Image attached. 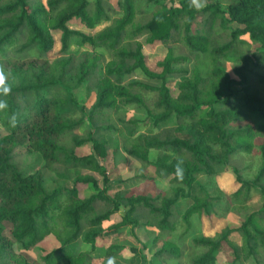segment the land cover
<instances>
[{
	"label": "trees",
	"instance_id": "16d2710c",
	"mask_svg": "<svg viewBox=\"0 0 264 264\" xmlns=\"http://www.w3.org/2000/svg\"><path fill=\"white\" fill-rule=\"evenodd\" d=\"M222 6L0 0V67L11 86L10 94H0L6 102L0 109V264H30L16 243L29 251L51 234L60 245L44 252V264H218L220 254L233 264H264V0ZM74 20L95 32L71 28ZM54 31L61 32L63 56L51 60ZM141 36L165 48L155 69ZM74 44L87 48L72 54ZM224 61L236 63L237 78ZM170 78L178 79L176 96ZM128 107L145 110V117L128 119ZM171 119L175 125L162 128ZM109 135L122 138L128 156L169 178L173 196L152 188L108 195L112 183L100 159L108 155ZM85 144L92 152L78 154ZM22 149L41 156L45 168L22 165ZM152 150L158 152L154 158ZM46 168L62 178L73 171V185L49 189ZM228 170L238 188L227 195L213 181ZM81 185L96 193L82 197ZM254 195L262 199L259 209L248 205ZM122 207V221L104 227ZM231 211L243 215L239 226L192 238L195 216ZM137 224L158 230L154 257L160 263L132 243L108 244L100 260L79 249L83 242L95 252L98 240Z\"/></svg>",
	"mask_w": 264,
	"mask_h": 264
},
{
	"label": "rangeland",
	"instance_id": "374dc122",
	"mask_svg": "<svg viewBox=\"0 0 264 264\" xmlns=\"http://www.w3.org/2000/svg\"><path fill=\"white\" fill-rule=\"evenodd\" d=\"M46 2L47 0H43ZM93 1V0H91ZM114 4L117 3L118 0H111ZM167 4H171L172 2L174 4H179V0H162ZM213 2V1H220L223 6H226L229 3V0H195L197 4L201 3H207V2ZM222 6V7H223ZM153 9H156L157 7H153ZM106 25L108 23H105ZM70 27L73 29H77L89 34H93L95 30L91 31L88 28H86L80 20H74L70 23ZM101 26H98L96 29H100ZM54 37V47L50 51L49 56L50 59H56L60 56H63L60 54L61 49V32L60 31H54L53 32ZM243 39L247 40L250 43V47L252 50H255L258 46L257 44L253 43L248 35H245L242 37ZM140 41L144 42V53L147 56V63L148 65L155 69L156 63L163 59L165 57V48L164 46L157 42V43H146V40L143 36L140 37ZM87 48V46H78L76 44L72 45L70 47V53L80 54L82 51H84ZM107 58L109 59V55H107ZM223 65L225 68L232 74V76L236 77L234 73V68L236 66V63L233 61H224ZM138 76H131L129 80L132 79H138ZM177 78H170L169 84L171 87V92L174 96L178 94V88H177ZM237 87V86H236ZM237 90L241 92V89L237 87ZM124 92L123 88H118V93ZM94 94L92 96L87 97L86 103L88 105H91L94 100ZM124 115L128 119L132 118H139L142 119L145 117L146 112L143 109H140L138 107H128L126 109ZM175 125V119H171L168 123L163 124L162 128H171ZM84 130V127L81 131ZM145 129L141 128L138 130V132H144ZM159 130V129H156ZM79 131V133L81 132ZM0 133L5 134V131L3 127L0 124ZM110 139L109 143V150L108 155L105 159H100L103 164L107 167L108 174L111 180V189L108 190V195L111 197L114 196L116 191L124 190V192H142L145 189L152 188L154 190H157L158 193H161L162 195H165L167 197L173 196V191L171 190V183L169 178H162L158 176L154 169L152 167H145L143 166L139 161L135 160L134 158L128 156L124 150L121 148L120 143L122 142V138L118 135H109ZM92 147L90 144H85L78 148L77 152L78 154H87L92 152ZM19 156L17 158L18 161L22 163V165L30 164L34 169L37 168H45V161L41 156L37 157V155H29L25 150H20L18 152ZM158 152L156 150H152L150 153L151 157H156ZM46 171V177L47 185L49 189H52L56 186H65V187H71L73 185V180L75 178V174L73 171H67V176L65 178H62L55 174L50 169H45ZM94 175L99 178L102 181V178L99 174L94 173ZM144 176L150 177L151 179L145 180ZM201 181L206 182L207 177L204 174H199L197 176ZM102 184V183H101ZM213 185L216 186V188L220 189L225 194H231L234 190L238 188V184L236 183V176L231 171L228 170L224 172L223 174L219 175L214 181ZM96 193V190L91 185H81L80 186V195L82 197H89L90 195ZM248 205L251 206L253 209H259L262 205V199L259 195H254L253 198L248 202ZM125 208L122 207L121 210L114 215L113 219L110 221L105 222L104 227H107L111 224L117 223L122 221L124 216ZM243 215L231 211L228 212L224 217H218L215 215L207 216L203 215L201 218L195 216L193 218V225H192V232L194 235L192 238H201L204 236H212L216 232L221 231L226 226H232L237 227L239 224L243 221ZM158 230L153 227H146L142 224H137L134 227L132 226H126L124 227L120 233L110 235L106 237L105 239H101L97 241V249L95 252H91V244L87 243H81L79 246V249L84 252L86 256L90 255L94 260H100V256L103 253V249L108 245L112 243H132L135 244L141 248L144 249L145 253L147 254L148 258L151 260H154L157 263H160L159 260H157L154 257L155 252L159 248L160 244L154 243V238L157 235ZM233 238L235 240H240L239 235L234 234ZM190 240V238H188ZM59 241L57 240L56 236L51 234L47 236L40 244H38L36 247H34L32 250L24 251L18 243H16L17 250L20 253H24L29 261L30 264H44L42 261V256L44 255L45 251H50L56 247H58ZM126 256L131 255L129 253L125 254ZM218 264H233L229 260H227L226 256L224 254H220L218 258ZM236 264H256L254 260H247L242 263H236Z\"/></svg>",
	"mask_w": 264,
	"mask_h": 264
},
{
	"label": "clouds",
	"instance_id": "9594fccd",
	"mask_svg": "<svg viewBox=\"0 0 264 264\" xmlns=\"http://www.w3.org/2000/svg\"><path fill=\"white\" fill-rule=\"evenodd\" d=\"M11 92V86L7 83V76L5 74V71L2 67H0V94H3L7 96ZM6 107V102L5 101H0V109ZM13 122L15 120V117L12 118ZM176 174L178 178L183 179V170L180 167V165H177L176 168ZM111 264V262H110Z\"/></svg>",
	"mask_w": 264,
	"mask_h": 264
}]
</instances>
